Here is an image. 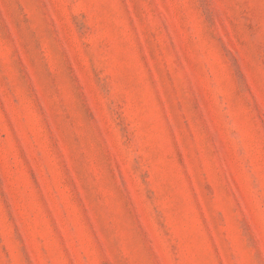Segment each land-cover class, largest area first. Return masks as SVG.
Segmentation results:
<instances>
[{
  "label": "rangeland",
  "instance_id": "obj_1",
  "mask_svg": "<svg viewBox=\"0 0 264 264\" xmlns=\"http://www.w3.org/2000/svg\"><path fill=\"white\" fill-rule=\"evenodd\" d=\"M0 264H264V0H0Z\"/></svg>",
  "mask_w": 264,
  "mask_h": 264
}]
</instances>
